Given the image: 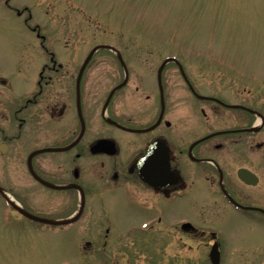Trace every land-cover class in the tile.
Instances as JSON below:
<instances>
[{
	"label": "flooded vegetation",
	"instance_id": "obj_1",
	"mask_svg": "<svg viewBox=\"0 0 264 264\" xmlns=\"http://www.w3.org/2000/svg\"><path fill=\"white\" fill-rule=\"evenodd\" d=\"M13 10L30 18L25 7ZM30 31L41 50L32 54L38 60L35 68L14 69L16 78L0 71V158L12 156L8 184L0 181L12 200L7 204L0 194L8 210L1 213L3 223L24 234L64 230L86 211L104 210L106 197L121 196L142 215L139 223H128L130 233L146 224L143 231L156 233L155 240L163 229L209 245L212 237L190 216L176 214L180 217L171 221L165 216L180 200L199 213L211 191L220 196V217L228 212L264 229V96L221 85L220 96L204 93L187 65L122 64L108 52L96 61L98 50L92 48L81 58L79 47L60 46L61 36L48 42L37 27ZM97 70L103 78L97 79ZM176 84L183 95L173 94ZM178 103L190 105L178 113ZM192 103L205 104L218 116V127H208L206 118L194 130ZM98 140L112 142L114 151L92 153ZM155 144L151 158L144 160ZM44 149L51 151L35 153ZM150 175L159 183L155 188L144 182ZM80 192V217L57 224L75 213ZM105 219L114 228L107 227L101 239L85 240L87 252L94 251L97 240L103 247L120 244L111 235L127 224ZM222 241L220 234V246ZM115 257H109L110 263L118 261ZM119 259L129 264L128 255Z\"/></svg>",
	"mask_w": 264,
	"mask_h": 264
},
{
	"label": "rangeland",
	"instance_id": "obj_2",
	"mask_svg": "<svg viewBox=\"0 0 264 264\" xmlns=\"http://www.w3.org/2000/svg\"><path fill=\"white\" fill-rule=\"evenodd\" d=\"M23 7L30 18L26 12L15 14L13 8ZM30 27H37L48 42L61 36L60 46L79 47L81 58L93 46L116 49L130 63L152 67L172 55L187 65L204 93L220 96L221 85L240 89L241 93L247 88L252 94L264 96V0H0V71L5 75L13 76L17 68H35L38 60L32 54L41 50ZM133 52L140 54L131 55ZM103 53L96 52V61L106 58ZM97 72V79L103 78L102 71ZM172 88L173 94H184L179 84ZM177 105L179 113L190 104ZM206 118L208 127H218V116L205 104L192 103L193 129L202 128L200 123ZM11 158L10 153L0 158V181L4 184L12 167ZM208 197L206 208L197 214L187 202L177 201L167 211L166 220L180 217L176 214L187 215L200 231L221 234L220 264L263 261L264 229L228 212L220 217V196L209 192ZM103 206V211H86L75 225L63 231L24 234L3 223L1 213L8 210L0 199V264H124L119 259L122 254L129 256V264H210L209 245L203 239L190 240L163 229L157 230L159 240H155L154 232L130 233L128 223L142 216L134 206L121 196L106 197ZM105 217L112 224L115 219L119 225L127 224L111 235L120 244L102 247L97 240L94 251L87 252L83 242L103 238L104 230L110 227ZM112 255L118 257L117 262L115 257L110 263Z\"/></svg>",
	"mask_w": 264,
	"mask_h": 264
},
{
	"label": "water",
	"instance_id": "obj_3",
	"mask_svg": "<svg viewBox=\"0 0 264 264\" xmlns=\"http://www.w3.org/2000/svg\"><path fill=\"white\" fill-rule=\"evenodd\" d=\"M97 146H99V144H97ZM99 149H102V148H99V147H95L94 148V150H95V152H96V150H98V151H100ZM146 181H147V183H150V185H152V186H154L153 185V181H151L150 179H146ZM81 198H82V195H81ZM81 201H82V199H81ZM81 207H82V202H81V205H80V210H81ZM79 210V211H80ZM79 215V212L76 214V216L75 217H72L71 219H69L68 221L70 222H72V221H74L76 218H77V216ZM67 221V222H68ZM217 256H218V254H217V250H216V245H214L213 247H212V249H211V252H210V259H211V261H212V263L213 264H216L217 263Z\"/></svg>",
	"mask_w": 264,
	"mask_h": 264
}]
</instances>
